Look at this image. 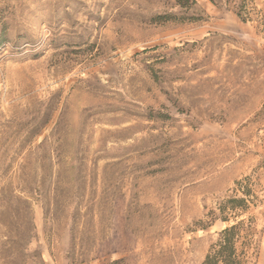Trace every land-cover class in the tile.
<instances>
[{
  "label": "rangeland",
  "instance_id": "rangeland-1",
  "mask_svg": "<svg viewBox=\"0 0 264 264\" xmlns=\"http://www.w3.org/2000/svg\"><path fill=\"white\" fill-rule=\"evenodd\" d=\"M241 220L264 264V0H0V264H203Z\"/></svg>",
  "mask_w": 264,
  "mask_h": 264
},
{
  "label": "trees",
  "instance_id": "trees-1",
  "mask_svg": "<svg viewBox=\"0 0 264 264\" xmlns=\"http://www.w3.org/2000/svg\"><path fill=\"white\" fill-rule=\"evenodd\" d=\"M241 186V183H239ZM249 196L250 191H243ZM227 209L246 212L248 209L247 198H235L227 202V206L220 209L224 214ZM224 221H229L224 218ZM252 222V221H250ZM254 236V228L252 225L247 226L244 220L227 227L220 232L219 238L212 245L203 264H249L248 252L252 248V237Z\"/></svg>",
  "mask_w": 264,
  "mask_h": 264
}]
</instances>
